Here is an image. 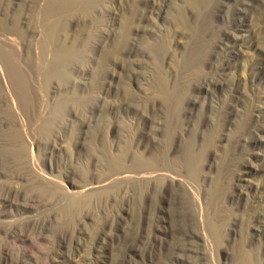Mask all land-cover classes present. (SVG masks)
<instances>
[{"label": "rangeland", "instance_id": "obj_1", "mask_svg": "<svg viewBox=\"0 0 264 264\" xmlns=\"http://www.w3.org/2000/svg\"><path fill=\"white\" fill-rule=\"evenodd\" d=\"M50 1L0 0V264H264V0Z\"/></svg>", "mask_w": 264, "mask_h": 264}, {"label": "bare ground", "instance_id": "obj_2", "mask_svg": "<svg viewBox=\"0 0 264 264\" xmlns=\"http://www.w3.org/2000/svg\"><path fill=\"white\" fill-rule=\"evenodd\" d=\"M97 1L98 0H87V2L83 4L82 0H52L47 4V6L44 9V20L47 22V25L49 26V28L52 29L53 32H56L57 30H59L60 28L62 29V27H63L61 19L64 18L63 16H66L65 13H67L69 10H71L73 8L78 7V5H81V4H83L82 11H85L86 9H88V7L94 5ZM50 18H55V21L53 23H51ZM46 34H47V32H46ZM49 34H50V32H49ZM49 34H47V35H49ZM0 37H1V39H3L6 42V45H8V43L11 44L12 46H13V44L16 45V41L8 35L5 25H2V29L0 30ZM56 37H57V35H56ZM49 40H51V39H49ZM5 42L2 44H5ZM55 44L57 47L58 46L57 42H55ZM59 46H61V44ZM56 47H54L53 63L50 67V70L45 75V80L47 82L52 80V79H59V80L62 79L63 80L68 75L67 70H68L69 66L72 65V62L74 61V59L76 57H78L77 56L78 53H76V51L72 47H67V46H61L59 48H56ZM78 55H80V54H78ZM79 59H81V58H79ZM18 65L19 64H17L16 61H14L13 59L7 57L6 55H4L3 53L0 52V72L3 74L4 78L8 79V81L13 83V84H15L17 82H18L17 84H19V82H21L22 74L19 70L20 66H18ZM68 73L70 74L69 71H68ZM15 97H16V95H15ZM21 100L22 99H20V102H21ZM18 102H19V100H18ZM63 102L57 107V109L55 111V114L57 116H60V114L63 111V105L65 104L66 101L64 103ZM22 107H25V106L22 105ZM23 109L25 110V108H22V110ZM61 116H62V114H61ZM46 127H47V124L44 123L43 128L45 129ZM46 130L47 129H45V131ZM112 168L118 169L119 164L117 162H113ZM144 177H146V176L143 174H140L138 171L132 172V174L130 176H126V178H144Z\"/></svg>", "mask_w": 264, "mask_h": 264}]
</instances>
